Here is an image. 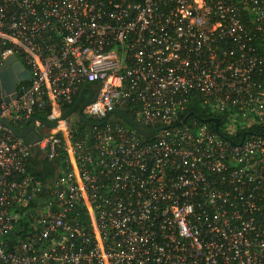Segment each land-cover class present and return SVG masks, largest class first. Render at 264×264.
<instances>
[{
	"label": "built area",
	"instance_id": "obj_1",
	"mask_svg": "<svg viewBox=\"0 0 264 264\" xmlns=\"http://www.w3.org/2000/svg\"><path fill=\"white\" fill-rule=\"evenodd\" d=\"M11 55L31 79L1 104L0 264H264V0H0V71ZM88 87L108 122L73 142ZM130 109L159 131L110 121ZM37 112L67 157L45 195L2 123Z\"/></svg>",
	"mask_w": 264,
	"mask_h": 264
},
{
	"label": "water",
	"instance_id": "obj_2",
	"mask_svg": "<svg viewBox=\"0 0 264 264\" xmlns=\"http://www.w3.org/2000/svg\"><path fill=\"white\" fill-rule=\"evenodd\" d=\"M30 79V71L24 66V64L20 60H18V57L16 55H11L6 59L0 71V115L2 101H5L8 104L12 100H16L18 98V84L21 82L29 81ZM86 91L89 93V96L82 103L83 93ZM93 97L94 91L92 90V88H85L82 91L77 103L71 109L63 113L61 120L67 119L78 109L80 122L86 125L87 127H100L106 124L108 122V119H105L101 122H94L86 118L83 114V109L89 102L93 100ZM113 113V116L110 118L111 122H116L117 118L122 119L127 125L135 129V131L139 135H141L145 140H149V138L153 134L159 131V129L148 128L143 124L139 123L137 120L130 118L126 111L115 110ZM35 120L41 121L45 126L50 128L56 127L58 123V120L47 122L37 116H32L30 119H28L27 122L21 128V130H18L16 126H14L10 121H8L4 117L2 118V123L13 133L14 136L25 139L28 143L34 145L33 156H37L40 154L42 158H47L46 153L41 151L40 148L36 145L39 136L34 130L35 127L33 122ZM203 121L206 123L214 122L217 132L220 133V119L212 118Z\"/></svg>",
	"mask_w": 264,
	"mask_h": 264
},
{
	"label": "trees",
	"instance_id": "obj_3",
	"mask_svg": "<svg viewBox=\"0 0 264 264\" xmlns=\"http://www.w3.org/2000/svg\"><path fill=\"white\" fill-rule=\"evenodd\" d=\"M90 86L94 90H98L100 87L99 83H91ZM188 114L193 113V115L198 116L201 120L212 119L214 117L213 114H210L206 109H204L200 102L196 101L190 105V109L187 112ZM41 119L47 120V114L37 112ZM128 116L132 119H136V111L135 110H128ZM221 121V129L224 127L225 124V117L218 115L217 116ZM211 129H215V123L209 122L207 123ZM88 128L86 125L82 124L81 122H77L74 126V133L72 136V141L75 142L77 140L83 139L86 136ZM30 173L34 176L37 180H40L43 184V195L50 190L55 182L56 178L60 174L61 171L66 170L67 168V157L62 148H58L57 154L54 158H42L40 155L32 156L30 159ZM12 238L15 240L18 238L16 233L12 234Z\"/></svg>",
	"mask_w": 264,
	"mask_h": 264
},
{
	"label": "flooded vegetation",
	"instance_id": "obj_4",
	"mask_svg": "<svg viewBox=\"0 0 264 264\" xmlns=\"http://www.w3.org/2000/svg\"><path fill=\"white\" fill-rule=\"evenodd\" d=\"M19 87H20V83L18 84V88H17L18 90H17V92L19 91Z\"/></svg>",
	"mask_w": 264,
	"mask_h": 264
},
{
	"label": "rangeland",
	"instance_id": "obj_5",
	"mask_svg": "<svg viewBox=\"0 0 264 264\" xmlns=\"http://www.w3.org/2000/svg\"><path fill=\"white\" fill-rule=\"evenodd\" d=\"M72 118H74V116H72Z\"/></svg>",
	"mask_w": 264,
	"mask_h": 264
}]
</instances>
